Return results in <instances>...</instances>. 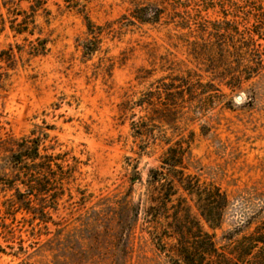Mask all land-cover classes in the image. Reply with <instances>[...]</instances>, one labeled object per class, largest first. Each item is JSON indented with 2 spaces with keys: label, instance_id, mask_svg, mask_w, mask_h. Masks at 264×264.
Here are the masks:
<instances>
[{
  "label": "rangeland",
  "instance_id": "374dc122",
  "mask_svg": "<svg viewBox=\"0 0 264 264\" xmlns=\"http://www.w3.org/2000/svg\"><path fill=\"white\" fill-rule=\"evenodd\" d=\"M0 264H264V0H0Z\"/></svg>",
  "mask_w": 264,
  "mask_h": 264
},
{
  "label": "trees",
  "instance_id": "16d2710c",
  "mask_svg": "<svg viewBox=\"0 0 264 264\" xmlns=\"http://www.w3.org/2000/svg\"><path fill=\"white\" fill-rule=\"evenodd\" d=\"M18 146L19 150L13 155L14 161L22 162L24 159H35L38 156V150L34 140L23 138Z\"/></svg>",
  "mask_w": 264,
  "mask_h": 264
},
{
  "label": "water",
  "instance_id": "95a60500",
  "mask_svg": "<svg viewBox=\"0 0 264 264\" xmlns=\"http://www.w3.org/2000/svg\"><path fill=\"white\" fill-rule=\"evenodd\" d=\"M237 99H241V97H240V96H238V97H237Z\"/></svg>",
  "mask_w": 264,
  "mask_h": 264
}]
</instances>
